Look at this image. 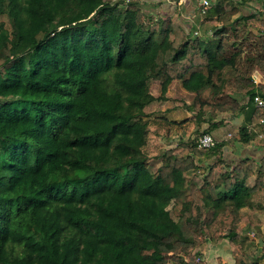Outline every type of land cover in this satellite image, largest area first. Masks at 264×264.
Here are the masks:
<instances>
[{
	"label": "trees",
	"instance_id": "trees-1",
	"mask_svg": "<svg viewBox=\"0 0 264 264\" xmlns=\"http://www.w3.org/2000/svg\"><path fill=\"white\" fill-rule=\"evenodd\" d=\"M249 1L208 11L206 41L140 0H0V264H208L225 239L259 264L264 239L237 227L264 214V154L226 157L264 133V0L235 19ZM175 82L192 101L161 108ZM223 114L247 124L200 148Z\"/></svg>",
	"mask_w": 264,
	"mask_h": 264
},
{
	"label": "crops",
	"instance_id": "crops-1",
	"mask_svg": "<svg viewBox=\"0 0 264 264\" xmlns=\"http://www.w3.org/2000/svg\"><path fill=\"white\" fill-rule=\"evenodd\" d=\"M211 3L209 13L212 12L217 6L220 5L222 0H209ZM224 1V11L228 12L233 7H238L241 0H223ZM141 5L144 6L150 13L157 14L161 17H169L170 15L178 16L174 18H178L179 22L182 24L184 29L188 32L189 35L193 36L195 32H199L201 37H204L206 41L214 40V34L216 30L222 25L216 19H209L206 15H203V3L204 0H140ZM261 8V3L251 0L243 7H240L241 12L235 17V19L241 18L245 14L254 13ZM173 18V17H172ZM254 80L256 84H264V75L259 71L255 72ZM246 102V99L244 100ZM219 120H222L224 123L215 129L210 131V134L217 139L220 143L227 141V136L229 134H236L239 132L242 126L247 124L246 117L244 114L239 115H231V114H223L218 117ZM209 125L204 124L203 129H208ZM255 144V143H254ZM256 146H251L250 150H243L241 153H236V156L232 154V151L228 150L226 157H229L227 160L230 162L234 158H241L247 156H253L256 158L261 157L264 154V141L256 142ZM261 144V146H260ZM203 172V171H200ZM199 174V172H197ZM201 179V178H200ZM197 180V178H196ZM258 217L264 223V214H258ZM244 220V219H243ZM245 221V220H244ZM242 222L237 230L240 236L250 235L255 231L253 229L254 224L250 225L249 223ZM258 237V238H257ZM256 243L259 244L261 240L264 239V227L262 228L261 236H257ZM254 239V238H253ZM209 251V255L212 260L216 261V264H234V256L230 242L225 239L215 244L207 243L205 248ZM252 256L255 261L259 262V264H264V249L258 248L252 251ZM213 256V257H212Z\"/></svg>",
	"mask_w": 264,
	"mask_h": 264
},
{
	"label": "rangeland",
	"instance_id": "rangeland-1",
	"mask_svg": "<svg viewBox=\"0 0 264 264\" xmlns=\"http://www.w3.org/2000/svg\"><path fill=\"white\" fill-rule=\"evenodd\" d=\"M143 7V9L148 13L149 11L144 7V6H142ZM176 16H178V14L176 13L175 15H170L169 17H176ZM201 34H199V35H197V36H200ZM152 93L155 95V96H159L160 95V87H159V84L158 83H152ZM168 96H169V98H170V100H169V102H164V103H162L161 104V108H166V107H169V106H174V100H176V99H181V98H183V99H185L186 100V102L187 103H190L191 101H192V99H193V97L191 96V94L190 93H188V92H186L184 89H183V87L181 86V84L179 83V82H175L174 84H173V86H172V88L170 89V91H169V94H168ZM159 107V106H158ZM190 115V114H189ZM182 136L185 138V140H187V141H192L193 139L192 138H190V137H188L185 133H183L182 134ZM227 138H228V136H227ZM162 141H163V143H164V146H165V149L167 150V149H175V150H179V147L177 146V142L176 141H171V142H168V141H165L164 139H162ZM256 142H263V140H260V139H258V138H256V140H255V144L253 143L252 145H250V146H244V145H242L243 146V149L242 150H250L252 147L251 146H256V145H258V144H256ZM260 146H261V144H260ZM262 147V146H261ZM261 149H264V147H262ZM232 154H234V156H236V154H235V152L234 153H232ZM236 161L237 160H239V158H234ZM160 165V163L159 162H153V168H155V169H157L158 168V166ZM192 167H188L187 169L188 170H190ZM197 177V180H196V182H199L201 179V173L199 172V174H198V176H196ZM259 214V213H258ZM258 214H253V213H250V212H248L247 213V215H246V217L244 218V222L247 224V223H249L250 225L252 224H254V226H253V229H255V231L253 232V233H251L250 235H246L247 237H249L250 239H253V238H255V236L257 237V229H256V227H257V222L255 221V220H258V222L260 223V225H261V228H263L264 227V223H263V221L258 217ZM263 214V213H262ZM258 238V237H257ZM206 245V244H205ZM205 245L200 249L201 250V252H202V254H203V256H205L206 257V260H207V262H208V264H216V261H214V260H212L211 258H209V257H211L210 255H209V251H207L206 249H204L205 248ZM209 257H208V256ZM213 257V256H212Z\"/></svg>",
	"mask_w": 264,
	"mask_h": 264
},
{
	"label": "built area",
	"instance_id": "built-area-1",
	"mask_svg": "<svg viewBox=\"0 0 264 264\" xmlns=\"http://www.w3.org/2000/svg\"><path fill=\"white\" fill-rule=\"evenodd\" d=\"M211 3L209 0H204L203 3V9H202V14L206 15L208 12V9L210 8ZM195 36L199 35V32H195L194 33ZM255 103L257 104V106L259 107H263L264 108V100L261 97H256L255 98ZM262 123H264V120L262 121ZM257 132L256 138L263 140L264 141V133H258V129L255 130ZM234 136V134H229L227 139H230ZM219 144V141L216 140L211 134H204L203 136H201L198 140V145L200 148H204V149H213L214 147H216Z\"/></svg>",
	"mask_w": 264,
	"mask_h": 264
},
{
	"label": "clouds",
	"instance_id": "clouds-1",
	"mask_svg": "<svg viewBox=\"0 0 264 264\" xmlns=\"http://www.w3.org/2000/svg\"><path fill=\"white\" fill-rule=\"evenodd\" d=\"M196 37H201V36H196Z\"/></svg>",
	"mask_w": 264,
	"mask_h": 264
}]
</instances>
